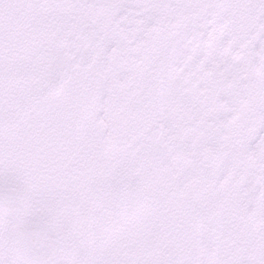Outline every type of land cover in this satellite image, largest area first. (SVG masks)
<instances>
[{"label": "snow or ice", "instance_id": "6c2138e0", "mask_svg": "<svg viewBox=\"0 0 264 264\" xmlns=\"http://www.w3.org/2000/svg\"><path fill=\"white\" fill-rule=\"evenodd\" d=\"M0 264H264V0H0Z\"/></svg>", "mask_w": 264, "mask_h": 264}]
</instances>
